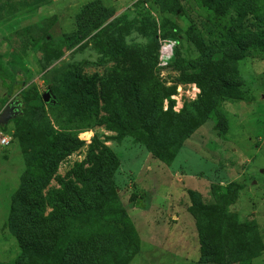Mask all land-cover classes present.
<instances>
[{"label": "rangeland", "instance_id": "1", "mask_svg": "<svg viewBox=\"0 0 264 264\" xmlns=\"http://www.w3.org/2000/svg\"><path fill=\"white\" fill-rule=\"evenodd\" d=\"M220 1L221 10L214 13L205 0H0V60L19 73L13 84L0 71V114L18 101L14 111H33L27 112L28 131L47 124L70 132L78 121L67 106L53 109L39 98L48 89L63 97L72 78L92 77L100 89L111 69L124 63L140 71L150 67L147 49L155 38L159 56L153 71L162 86L176 87L170 98L178 114L200 94L195 84L179 78L198 66L212 70L225 53L236 54L228 33L248 23L257 27L253 33L264 30V0ZM172 3L181 10H171ZM173 26L178 37L164 39ZM230 70L236 71L229 79L242 98L223 101L217 118L199 127L170 165L133 138L116 141V133L93 125L83 132L90 139L78 135L84 145L59 163L43 193L57 188L76 163L85 164L95 139L118 159L115 194L139 244L128 264H264V55L244 58ZM167 107L165 100L163 110ZM41 119L36 130L33 121ZM11 120L0 129L8 141L0 145V264H15L19 253L9 219L25 170L17 134L27 131ZM196 206L221 211V225L204 246Z\"/></svg>", "mask_w": 264, "mask_h": 264}, {"label": "trees", "instance_id": "2", "mask_svg": "<svg viewBox=\"0 0 264 264\" xmlns=\"http://www.w3.org/2000/svg\"><path fill=\"white\" fill-rule=\"evenodd\" d=\"M220 4V0H205L214 13L221 10ZM171 10L178 12L181 7L172 3ZM244 26L227 32L236 54L225 53L214 69L198 66L178 79L180 83L195 84L200 91L197 99L184 104L178 114L173 111L175 102L170 98L176 87L162 86L153 71L159 56L155 38L147 49L152 60L148 68L140 71L126 63L117 65L102 80L100 89L92 77L67 81L65 95L55 97L56 103L49 106L53 109L67 106L70 117L78 121L72 131L55 130L47 124L38 131L42 119L33 121L37 131H28L29 125L25 124L28 110L33 112L30 107L11 120L27 131L17 134L25 170L12 197L9 219V229L19 244L15 264H128L139 251V244L131 232L128 211L115 194L113 177L118 159L109 148L93 139L85 164L76 163L66 179H59L57 188L45 193L43 190L54 178L59 163L84 145L78 135L81 133L83 140L91 138L83 132L93 125L116 133V141L133 138L159 162L170 165L183 143L208 120L217 118L223 101L242 98L231 80L236 71H231L230 66L249 56L264 55V30L253 33L257 27L252 23ZM178 34L173 26L163 37L176 39ZM211 47L202 46L201 50ZM17 70L11 63L0 60L1 73L8 75L13 84L18 83ZM140 74L143 76L139 77ZM165 100L168 107L164 111ZM39 102L42 105L40 98ZM13 103L19 105L18 101ZM136 203L137 198L133 197L131 204ZM196 207L201 208L196 209V219L204 246L206 236L213 235L221 225V211ZM47 209L50 213L45 215Z\"/></svg>", "mask_w": 264, "mask_h": 264}, {"label": "water", "instance_id": "3", "mask_svg": "<svg viewBox=\"0 0 264 264\" xmlns=\"http://www.w3.org/2000/svg\"><path fill=\"white\" fill-rule=\"evenodd\" d=\"M42 101L46 105H54L56 103L55 97L52 95L50 89L42 95ZM14 109V106H9L0 114L1 127L6 126L11 119L15 118L19 114L18 111H14Z\"/></svg>", "mask_w": 264, "mask_h": 264}, {"label": "built area", "instance_id": "4", "mask_svg": "<svg viewBox=\"0 0 264 264\" xmlns=\"http://www.w3.org/2000/svg\"><path fill=\"white\" fill-rule=\"evenodd\" d=\"M160 61H162V60L160 59ZM7 144H8L7 139L3 135H1V133H0V145L4 146V145H7Z\"/></svg>", "mask_w": 264, "mask_h": 264}, {"label": "flooded vegetation", "instance_id": "5", "mask_svg": "<svg viewBox=\"0 0 264 264\" xmlns=\"http://www.w3.org/2000/svg\"><path fill=\"white\" fill-rule=\"evenodd\" d=\"M10 106H14V108L17 110L19 108V106H17L16 103H11Z\"/></svg>", "mask_w": 264, "mask_h": 264}]
</instances>
